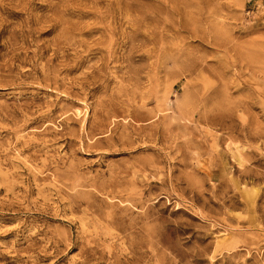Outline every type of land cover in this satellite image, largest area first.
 <instances>
[{
    "label": "rangeland",
    "instance_id": "374dc122",
    "mask_svg": "<svg viewBox=\"0 0 264 264\" xmlns=\"http://www.w3.org/2000/svg\"><path fill=\"white\" fill-rule=\"evenodd\" d=\"M0 264H264V0H0Z\"/></svg>",
    "mask_w": 264,
    "mask_h": 264
}]
</instances>
